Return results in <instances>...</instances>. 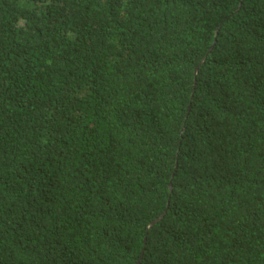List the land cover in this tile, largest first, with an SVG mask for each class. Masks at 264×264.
Returning <instances> with one entry per match:
<instances>
[{
    "label": "trees",
    "instance_id": "1",
    "mask_svg": "<svg viewBox=\"0 0 264 264\" xmlns=\"http://www.w3.org/2000/svg\"><path fill=\"white\" fill-rule=\"evenodd\" d=\"M0 264H264V0H0Z\"/></svg>",
    "mask_w": 264,
    "mask_h": 264
},
{
    "label": "water",
    "instance_id": "2",
    "mask_svg": "<svg viewBox=\"0 0 264 264\" xmlns=\"http://www.w3.org/2000/svg\"><path fill=\"white\" fill-rule=\"evenodd\" d=\"M160 218V216L159 217H157V218H155L154 220H152V222L150 223V225L151 224H153L156 220H158Z\"/></svg>",
    "mask_w": 264,
    "mask_h": 264
}]
</instances>
